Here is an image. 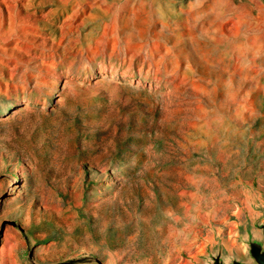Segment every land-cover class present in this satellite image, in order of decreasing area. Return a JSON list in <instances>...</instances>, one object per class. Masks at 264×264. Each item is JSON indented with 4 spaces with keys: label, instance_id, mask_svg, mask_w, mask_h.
<instances>
[{
    "label": "rangeland",
    "instance_id": "rangeland-1",
    "mask_svg": "<svg viewBox=\"0 0 264 264\" xmlns=\"http://www.w3.org/2000/svg\"><path fill=\"white\" fill-rule=\"evenodd\" d=\"M264 0H0V264H261Z\"/></svg>",
    "mask_w": 264,
    "mask_h": 264
},
{
    "label": "water",
    "instance_id": "water-1",
    "mask_svg": "<svg viewBox=\"0 0 264 264\" xmlns=\"http://www.w3.org/2000/svg\"><path fill=\"white\" fill-rule=\"evenodd\" d=\"M261 264H264V261H262V263Z\"/></svg>",
    "mask_w": 264,
    "mask_h": 264
}]
</instances>
